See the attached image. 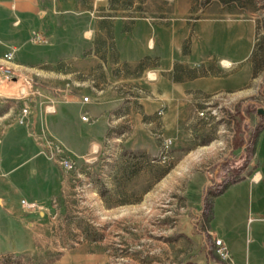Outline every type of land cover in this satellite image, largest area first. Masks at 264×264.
Masks as SVG:
<instances>
[{"label": "rangeland", "instance_id": "374dc122", "mask_svg": "<svg viewBox=\"0 0 264 264\" xmlns=\"http://www.w3.org/2000/svg\"><path fill=\"white\" fill-rule=\"evenodd\" d=\"M208 8L237 10L254 22L255 69L246 91L204 94L178 90L180 86L159 88L173 93L174 100L152 93L150 80L155 78L149 74L154 72L142 71L143 63L116 64V47L124 52L123 58H135L146 47L147 36L140 32L131 39L116 32L114 44L110 19L98 23L100 31L89 39H65L58 53L39 54L34 67L20 70L43 93L73 94L81 101L95 82L108 85V79L121 75L140 82L108 85L133 93L127 100H113L105 126H96L103 136L98 150L95 145L93 153L78 158L62 146L63 155L75 163L71 170L58 164L63 169L58 209L63 205L67 212L58 214V222L55 212L47 215L41 247L38 250L37 244L34 255L16 256L13 262L2 258L0 264H217L210 228L221 237L229 230L236 264H264V184L245 190L240 212L227 214L211 203L210 227L208 204H202L205 193L210 198L216 192V185H211L215 170L226 168L231 160L235 165L240 148L250 152L255 131L264 121L255 111L264 108V0H195L193 11ZM221 63L223 73L230 70ZM212 66L181 69L177 64L175 79L196 71L209 75ZM78 112H72L73 118ZM259 156L264 157L263 146ZM258 168L264 175V165ZM259 189L263 197L258 203ZM79 207L90 210L78 215ZM64 216L83 218L67 227L60 224Z\"/></svg>", "mask_w": 264, "mask_h": 264}, {"label": "crops", "instance_id": "0c3cea01", "mask_svg": "<svg viewBox=\"0 0 264 264\" xmlns=\"http://www.w3.org/2000/svg\"><path fill=\"white\" fill-rule=\"evenodd\" d=\"M194 3L195 0H0V61L3 53L15 49L14 59L9 64L19 71L31 69L38 62L39 54L58 53L65 45V39L71 37L89 39L100 31L98 23L110 19L114 44L116 32L131 39L140 32L147 36L142 34L141 37L146 38V47L144 45L136 52L139 55L135 58H123L124 52L116 47L119 58L116 64L143 63L142 71L151 70L155 75V79L150 80L152 93L174 100L171 98L173 93L161 92L159 88L180 86L178 90L188 88L204 94L246 91L255 69L252 60L254 22L240 16L237 10L208 8L194 13ZM33 31L41 36L38 43L30 41ZM164 52L166 56H163ZM149 60L153 62L144 65ZM221 61L230 64V70L223 73ZM177 64L183 65L181 69L198 66L205 70L212 64L214 72L207 75L196 71V74L176 80ZM91 78L94 83V75ZM108 80L110 87H116V82L120 81L140 82L139 78L122 75ZM94 84L89 95H85L90 100L87 103L73 94L44 91L45 101H54L56 106L55 113H45L36 103L37 99H19L23 86L21 79L0 83V257L30 258L37 252V244L38 250L41 247L47 215L55 212L58 222V214L67 212L63 205L58 209L63 169L40 153L41 146L35 136H45L61 144L71 156L79 158L93 153L94 146L98 150L103 141L96 126H105L114 105L112 101L127 100L129 92L133 93L125 88L112 90L105 82ZM24 105L30 106L28 123L19 125L15 118ZM75 109L79 111L76 119L72 116ZM83 114L88 120H81ZM262 146L264 126L250 152L246 147L240 148V158L235 165H232L231 157L228 158L230 165L215 170V184L211 185H216V192L213 191L210 198L205 193L202 198V204H208L205 212L209 227L211 203L219 204L224 213L234 214L240 212L239 201L246 189L262 188L264 175L258 168L260 164L264 165V157L259 156ZM254 174L255 178L259 177L257 182L251 179ZM260 193L258 203L263 197L262 190ZM21 199L35 203L36 207L25 208ZM204 208V205L200 206L201 211ZM89 210H80L77 214ZM81 218L64 216L60 224L74 226ZM209 230L223 240L232 264H236L231 254L236 247L228 238L229 230L224 232V237L211 228ZM211 246L213 250L212 243ZM253 256L258 261L256 252ZM59 261L63 262V259ZM215 262L225 264L219 259Z\"/></svg>", "mask_w": 264, "mask_h": 264}, {"label": "built area", "instance_id": "2783aa9c", "mask_svg": "<svg viewBox=\"0 0 264 264\" xmlns=\"http://www.w3.org/2000/svg\"><path fill=\"white\" fill-rule=\"evenodd\" d=\"M41 39L39 33L33 31L31 34L30 41L32 43H38ZM15 49H10L9 51L3 53L0 61V83H7L12 80L21 79L23 86L19 91V99H29L31 101L35 98L37 99L36 103L43 108L45 113H55L56 106L54 101H45V96L41 90V88L35 83L32 77L28 75H24L19 70L11 66L9 63L14 59ZM230 64L227 66L229 67ZM83 102L89 101L88 96H84L82 98ZM30 113V106L24 105L20 108L19 113L16 115L15 122L19 125H27L28 123V115ZM81 120H88L86 114L81 115ZM37 141L39 142L41 149L40 153L43 154L47 159L52 162L61 165L66 170H71L74 168L75 163L68 157L63 155L62 146L59 143H55L54 141L46 138L45 136H35ZM256 174L252 176V181L257 182L258 178H255ZM21 204L25 208L33 209L36 207V204L33 202H28L25 199H21ZM212 238L213 244V252L218 257L220 261L225 264H232V259L229 253V250L223 240L208 231ZM7 258L11 261L15 259V257L10 256H1L0 259ZM13 262V261H12ZM14 264V263H13ZM27 264V263H25Z\"/></svg>", "mask_w": 264, "mask_h": 264}, {"label": "trees", "instance_id": "16d2710c", "mask_svg": "<svg viewBox=\"0 0 264 264\" xmlns=\"http://www.w3.org/2000/svg\"><path fill=\"white\" fill-rule=\"evenodd\" d=\"M258 109V108H257ZM257 109L255 108V111L257 112ZM261 117H264V114L263 115H260ZM264 126V123H262L260 126L257 127L256 131H255V134H254V139L252 141V144L254 146L255 142H256V139H257V136H258V133L260 131L261 128H263ZM250 128V127H249ZM251 129V128H250ZM247 148V147H246Z\"/></svg>", "mask_w": 264, "mask_h": 264}, {"label": "water", "instance_id": "95a60500", "mask_svg": "<svg viewBox=\"0 0 264 264\" xmlns=\"http://www.w3.org/2000/svg\"><path fill=\"white\" fill-rule=\"evenodd\" d=\"M257 113L260 115H263L264 114V108L263 107L258 108Z\"/></svg>", "mask_w": 264, "mask_h": 264}, {"label": "bare ground", "instance_id": "6f19581e", "mask_svg": "<svg viewBox=\"0 0 264 264\" xmlns=\"http://www.w3.org/2000/svg\"><path fill=\"white\" fill-rule=\"evenodd\" d=\"M222 63H223V65H228V63L226 61H223ZM149 77L153 79V78H155V75L149 74Z\"/></svg>", "mask_w": 264, "mask_h": 264}]
</instances>
